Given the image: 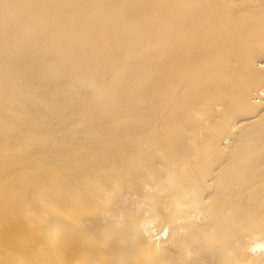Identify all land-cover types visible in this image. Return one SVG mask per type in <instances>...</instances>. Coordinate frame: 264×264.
Wrapping results in <instances>:
<instances>
[{
  "label": "bare ground",
  "instance_id": "obj_1",
  "mask_svg": "<svg viewBox=\"0 0 264 264\" xmlns=\"http://www.w3.org/2000/svg\"><path fill=\"white\" fill-rule=\"evenodd\" d=\"M264 0H0V264H264Z\"/></svg>",
  "mask_w": 264,
  "mask_h": 264
},
{
  "label": "clouds",
  "instance_id": "obj_2",
  "mask_svg": "<svg viewBox=\"0 0 264 264\" xmlns=\"http://www.w3.org/2000/svg\"><path fill=\"white\" fill-rule=\"evenodd\" d=\"M260 247H264V245H259V246H257V250H259Z\"/></svg>",
  "mask_w": 264,
  "mask_h": 264
}]
</instances>
